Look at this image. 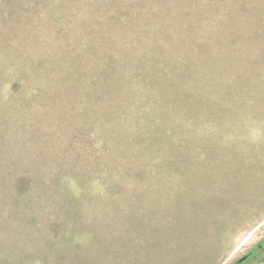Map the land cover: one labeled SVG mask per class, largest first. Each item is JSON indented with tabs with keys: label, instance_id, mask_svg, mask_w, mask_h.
<instances>
[{
	"label": "rangeland",
	"instance_id": "rangeland-1",
	"mask_svg": "<svg viewBox=\"0 0 264 264\" xmlns=\"http://www.w3.org/2000/svg\"><path fill=\"white\" fill-rule=\"evenodd\" d=\"M262 239L264 0H0V264Z\"/></svg>",
	"mask_w": 264,
	"mask_h": 264
},
{
	"label": "trees",
	"instance_id": "trees-1",
	"mask_svg": "<svg viewBox=\"0 0 264 264\" xmlns=\"http://www.w3.org/2000/svg\"><path fill=\"white\" fill-rule=\"evenodd\" d=\"M263 244H264V239H262L260 242H258L256 244H254L253 246H251L249 248V250L246 252L245 258L242 261L235 260L234 264H242L252 252L258 250L260 247L263 246Z\"/></svg>",
	"mask_w": 264,
	"mask_h": 264
},
{
	"label": "flooded vegetation",
	"instance_id": "flooded-vegetation-1",
	"mask_svg": "<svg viewBox=\"0 0 264 264\" xmlns=\"http://www.w3.org/2000/svg\"><path fill=\"white\" fill-rule=\"evenodd\" d=\"M260 241H261V240H260ZM260 241H258V242H260ZM258 242H257V243H258ZM255 244H256V243H255ZM248 250H249V249H248ZM254 255H255L256 258L259 257L260 255H264V244H263V246L260 247L258 250L252 252L242 264H248V263H250L251 261H253V259H251V257L254 256Z\"/></svg>",
	"mask_w": 264,
	"mask_h": 264
},
{
	"label": "water",
	"instance_id": "water-1",
	"mask_svg": "<svg viewBox=\"0 0 264 264\" xmlns=\"http://www.w3.org/2000/svg\"><path fill=\"white\" fill-rule=\"evenodd\" d=\"M245 256H246V253H245L244 255H242L241 257H239V258L237 259V261H242V260L245 258ZM263 257H264V255H260L259 257L256 258L255 255H254V256L251 257V259H253V261H251V262L248 263V264L256 263V262H258L260 259H262ZM231 264H234V262L231 263Z\"/></svg>",
	"mask_w": 264,
	"mask_h": 264
}]
</instances>
